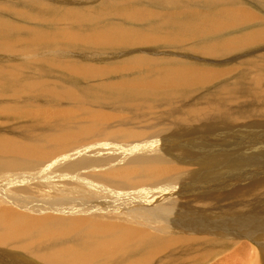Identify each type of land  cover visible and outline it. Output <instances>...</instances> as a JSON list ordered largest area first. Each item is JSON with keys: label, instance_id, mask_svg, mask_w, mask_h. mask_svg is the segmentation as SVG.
Here are the masks:
<instances>
[{"label": "bare ground", "instance_id": "6f19581e", "mask_svg": "<svg viewBox=\"0 0 264 264\" xmlns=\"http://www.w3.org/2000/svg\"><path fill=\"white\" fill-rule=\"evenodd\" d=\"M211 16L197 20L217 24ZM233 16L242 19L239 26L258 21L245 10ZM263 37L258 32L245 43L259 45ZM113 39L109 36L107 40L114 43ZM72 41L76 49L79 39ZM117 41L128 48L135 43V35ZM116 42L109 46L119 49ZM84 43L94 44L91 39ZM11 48L10 43L7 49ZM235 48L241 46L234 39L208 45L204 51L223 56ZM60 50L68 56L74 54L71 47L60 46ZM29 54L40 57L33 46ZM89 54V50L84 52L85 58ZM228 56L242 59L238 53ZM194 57L202 59L204 54ZM147 58L141 61H149ZM198 64L149 67L144 76L118 83L115 88L133 93L136 102L121 107L118 114L102 113L98 108L89 111L86 104L74 109L71 99L80 101V97L69 89L59 93L68 97L67 109H27L14 99L0 105V120L34 121L37 125V129L17 126L11 131L15 136H7L9 127L0 123V135H5L0 136V264H208L227 247L232 251L226 255L232 256L233 263L224 256L218 263L227 260L234 264L235 256L247 246L239 244L244 238L264 251V219L251 218L264 211L253 208L248 212L235 204L249 194L255 201L264 196V165L258 155V149L264 150L263 84L238 91L226 79H235L236 69L219 79L221 70H206L203 62V66ZM253 70L258 72L260 67ZM22 72L18 69L11 75L0 68V76L5 78L0 80V102L7 99L4 96L11 83ZM74 72L106 76L80 65ZM217 88L213 104L205 102L203 109H196L199 102L191 105L195 93H189L199 91L200 100ZM27 92L56 94L49 86L43 90L15 86L10 93L20 99ZM159 93L168 94L170 104L189 99L175 119L164 124L157 116L155 121L146 119L148 124L143 126L133 114L146 110V116L154 115L149 99ZM117 101L128 103L121 93ZM246 101L250 106H244ZM255 116L261 119L255 120ZM77 117L82 119L74 123ZM185 149L197 153L188 151L185 156ZM197 174L202 176L194 178ZM247 180L249 183H240ZM15 251L26 257L7 255Z\"/></svg>", "mask_w": 264, "mask_h": 264}, {"label": "rangeland", "instance_id": "374dc122", "mask_svg": "<svg viewBox=\"0 0 264 264\" xmlns=\"http://www.w3.org/2000/svg\"><path fill=\"white\" fill-rule=\"evenodd\" d=\"M243 10L257 17L258 21L249 23L247 26L240 23L239 26L242 19L233 15ZM211 14V19H216L217 24L215 21L197 20V18ZM189 25L190 28H188ZM258 32L264 35V0H0V68L11 75L18 69L23 70L20 79H14L11 83L9 92L4 96L7 99L1 100L0 105L8 99H14L27 109L37 106L46 107V109H67L68 97L59 95V93L69 89L80 97V101L71 99L74 109H79V105L86 104V110L89 111L99 109L102 113L118 114L122 112L121 107L129 108L136 104L133 101V93L115 88L118 83L134 80L138 75L144 76L149 67L197 66L199 61L201 64L203 62L206 70H221L223 74L219 79L228 76L230 74L228 71L233 72L236 69L235 79L233 76V79L226 78L230 80L228 85L230 88H237L238 91H245L247 88L252 90L259 87L258 83L263 84L264 88V37L259 45L248 46L245 43ZM134 35L135 43H131L128 48L126 43L116 42L117 38ZM109 36L114 38L113 41L116 42L114 46L119 49L109 46L114 44L107 40ZM72 38L79 39L76 49L72 48L76 44L73 43ZM175 38H181L183 42ZM89 39L94 44L84 43ZM234 39L239 41L241 48H235L223 56L204 51L208 45L225 44L226 41ZM168 40L173 41L168 42ZM10 43L12 48L7 49ZM24 44L28 47L25 48ZM32 46L39 52V58L29 54ZM60 46L71 47L74 54L68 56L66 51L60 50ZM104 46H107L106 50ZM8 50L9 54L2 61ZM87 50L90 54L85 58L84 52ZM249 51L250 53L246 54ZM234 53H238L242 59L228 56ZM202 54H204L203 60L194 57ZM106 55H111L114 59L109 61ZM146 56L149 61H141ZM45 58L52 61H46ZM187 60L192 62L188 64ZM65 63L68 67L64 66ZM199 64L198 66H203ZM76 65L103 71L106 76L77 74L74 72ZM105 65L107 68H104ZM256 67H260L258 72L253 70ZM130 72L134 75L129 76ZM0 77L3 78L0 80L5 79L3 75ZM47 84L56 94L36 95V92H27L17 99V97L13 98L10 93L15 86H27L31 90L37 87L43 90V88H48ZM196 92L199 91L189 93L190 95L195 93L190 97L193 100L191 105L199 102L196 109H203L205 102L209 105L213 104L211 100L217 94L218 88L211 96L200 100L197 99ZM120 93L127 98V104L118 103L117 98ZM167 95L159 93L150 97L154 115L146 116L147 111L143 110L133 114V117L139 118L143 126L148 124L146 119L155 121L157 116L163 118L164 124L168 120L175 119L189 98L175 100L174 104H170ZM2 98L1 96L0 99ZM102 102L108 104V107L100 104ZM244 106H250L249 101H246ZM101 108L104 109L101 110ZM80 119L82 118L77 117L74 123ZM259 119L255 116V120ZM0 123L9 127L5 130L7 136H15L11 131L17 126L37 129L34 121L5 118L1 119ZM236 131L237 128L233 130L234 133ZM0 136L5 137L4 134ZM19 136L25 138L24 135ZM236 141H239V137H236ZM221 145L220 142V147ZM211 148L213 147H209ZM258 150V155L264 165V150ZM188 151L197 153L192 149H185V156ZM238 173L243 175L241 171ZM193 176L198 179L202 175ZM251 178L250 183H252ZM240 183L245 184L249 181ZM263 199L264 196L255 201L254 196L249 194L235 204L238 208L245 206L248 212L253 208L255 211L256 208L264 211ZM197 216L199 218L200 214ZM262 216L251 218L253 221H261L264 219ZM214 218L222 220L220 216H214ZM251 218L249 220L252 221ZM249 220L246 222H250ZM244 243L247 245L244 248L247 249H242L246 255L241 251V258H238L239 255L235 256L237 260L235 259L234 264L236 261L239 264H264V251L261 246L245 238L239 242L240 245ZM229 249L231 248L227 247L208 264H219V260L229 258L231 254L229 252L232 251ZM227 253L229 254L226 255ZM7 255L17 258L26 257V253L21 251L7 252ZM231 257L227 260L233 263ZM226 261L224 264H228Z\"/></svg>", "mask_w": 264, "mask_h": 264}]
</instances>
